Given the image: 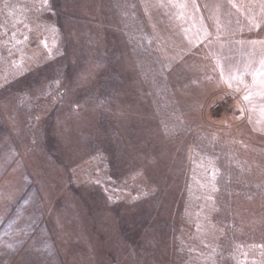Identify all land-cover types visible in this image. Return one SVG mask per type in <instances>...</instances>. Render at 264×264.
Returning <instances> with one entry per match:
<instances>
[{
    "label": "rangeland",
    "instance_id": "1",
    "mask_svg": "<svg viewBox=\"0 0 264 264\" xmlns=\"http://www.w3.org/2000/svg\"><path fill=\"white\" fill-rule=\"evenodd\" d=\"M261 73L264 0H0V264H264Z\"/></svg>",
    "mask_w": 264,
    "mask_h": 264
},
{
    "label": "snow or ice",
    "instance_id": "2",
    "mask_svg": "<svg viewBox=\"0 0 264 264\" xmlns=\"http://www.w3.org/2000/svg\"><path fill=\"white\" fill-rule=\"evenodd\" d=\"M262 75H264V73H261ZM245 99H248V97H245Z\"/></svg>",
    "mask_w": 264,
    "mask_h": 264
}]
</instances>
